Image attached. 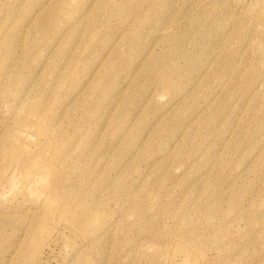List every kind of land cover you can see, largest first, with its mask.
<instances>
[{"label":"rangeland","instance_id":"1","mask_svg":"<svg viewBox=\"0 0 264 264\" xmlns=\"http://www.w3.org/2000/svg\"><path fill=\"white\" fill-rule=\"evenodd\" d=\"M0 264H264L259 2L0 0Z\"/></svg>","mask_w":264,"mask_h":264},{"label":"bare ground","instance_id":"2","mask_svg":"<svg viewBox=\"0 0 264 264\" xmlns=\"http://www.w3.org/2000/svg\"><path fill=\"white\" fill-rule=\"evenodd\" d=\"M257 2H259V7H260V10H264V0H256ZM166 32V31H165ZM79 222H83V223H86L87 222V219L83 218L81 220H79Z\"/></svg>","mask_w":264,"mask_h":264}]
</instances>
